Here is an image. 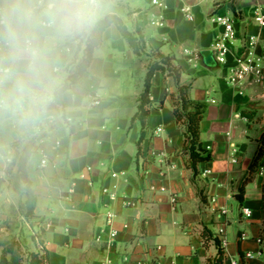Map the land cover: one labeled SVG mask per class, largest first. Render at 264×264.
<instances>
[{
	"label": "crops",
	"instance_id": "obj_1",
	"mask_svg": "<svg viewBox=\"0 0 264 264\" xmlns=\"http://www.w3.org/2000/svg\"><path fill=\"white\" fill-rule=\"evenodd\" d=\"M141 1L144 5L92 0L90 14L69 23L49 10L48 0L42 5L38 0H0V19H6L0 38L9 37V26L17 37L0 61L7 71L0 87V101L5 100L0 108V261L5 255L7 263L27 264L30 252L41 250L49 264H209L218 253V239L225 264H264V153L252 166L264 134V84L235 88L227 83L245 34L260 33L264 39V29L252 18L253 8L264 6V0H161L166 8ZM186 8L193 20L187 19ZM217 10L237 18L238 37L230 43L228 63L212 72L216 68L206 67L197 54L213 50L221 33L211 20ZM108 13L119 15L129 31H142L146 53L135 54L111 25L80 83L63 93L61 113L39 111L29 132L33 106L52 102L81 62L86 45L77 36L90 32ZM160 15L165 26L152 25ZM151 27L155 34L148 35ZM64 44L72 57L59 56ZM259 52H264L262 42ZM155 53L172 57L181 84L191 85L190 98L206 104L201 141L211 160L198 164L196 173L184 152L185 126L174 115L178 85L170 70L152 77L145 124L133 120ZM200 64L205 72H198V78L182 74ZM95 97L99 105L93 104ZM50 114L57 115L54 124ZM41 136L49 140L45 168L36 151ZM20 139V150L34 141L28 170L37 204L30 218L24 183L12 164ZM55 139L62 143L60 150L52 146ZM139 145L143 154L138 157ZM105 187L117 193L115 200ZM245 207L252 210L251 217L243 214ZM109 209L116 214L118 230L113 242L105 220ZM24 225L31 231L30 243L22 238Z\"/></svg>",
	"mask_w": 264,
	"mask_h": 264
},
{
	"label": "trees",
	"instance_id": "obj_2",
	"mask_svg": "<svg viewBox=\"0 0 264 264\" xmlns=\"http://www.w3.org/2000/svg\"><path fill=\"white\" fill-rule=\"evenodd\" d=\"M111 25H116L120 30L123 38L128 42L135 54L141 56L145 54V39L142 31L139 29L136 33L128 30L122 18L114 13H108L103 18L99 19L90 32H81L77 38L84 40L85 49L83 58L80 63L77 64L75 71L69 76L68 80L59 86L55 91L54 100L50 103H41L33 106L32 113L28 116V129L32 131V122L39 111L43 110H56L57 114L61 113V109L64 105L63 93L67 91L71 86L79 84L84 73L87 71L92 59L93 53L103 42V33ZM155 59L150 61L148 66V73L145 82V89L140 96L139 110L134 119H139L142 125L145 124L146 118L149 115L147 106L151 103L150 89L151 80L154 73L158 70L166 71L170 70L171 75L174 76L178 85V95L175 98L174 115L176 121L185 126V145L184 152L189 155L188 164L190 168L196 173L198 164L204 161L211 160V153L207 150L201 141V121L205 116L206 104L201 101L193 100L189 96V90L191 85L181 84L180 70L173 66L172 57L165 56L161 53H155ZM145 132H142L139 144L144 140ZM261 146L256 157L253 160L252 166L257 164L258 160L264 153V134L260 140ZM22 140L20 139L15 143L16 152L13 158L12 164L18 166L20 177L24 183V189L26 194L27 203V217H32L37 204V197L31 187V180L29 178L28 162L33 153L34 141L31 140L27 145L21 149ZM143 154L142 146L139 145L138 157ZM11 164V165H12ZM1 183V180H0ZM218 247L217 255L209 261V264H225V252L221 247L218 239H216ZM9 248L4 250L5 254ZM7 260L3 255L0 264H6ZM27 264H49L48 254L41 250L30 252L29 261Z\"/></svg>",
	"mask_w": 264,
	"mask_h": 264
},
{
	"label": "built area",
	"instance_id": "obj_3",
	"mask_svg": "<svg viewBox=\"0 0 264 264\" xmlns=\"http://www.w3.org/2000/svg\"><path fill=\"white\" fill-rule=\"evenodd\" d=\"M95 2V0H93ZM38 4L42 5L43 0H38ZM154 5H158L160 7L166 8V5L161 0H153ZM186 17L189 20H193L194 16L190 10V8H186ZM253 21L257 24V26L261 29H264V6H256L252 11ZM211 20L214 24L218 25L221 28V33L217 37L213 50L215 51L216 58L221 65H226L228 63V56L230 54V43L238 37V29H237V18L228 13L222 12L220 10L215 11ZM52 22H50L51 24ZM151 24L157 27H164L166 24L165 16H154L151 20ZM6 25V19H0V26ZM262 42V46L264 49V39L261 38L259 34H250L246 33L243 39L242 48L240 53L235 57V60L231 66L230 75L227 79V83L235 88H242V86L248 82H257L260 84H264V52H259V46ZM11 46V41L9 37L0 38V61L6 59V52ZM67 51L70 52L71 48L68 47ZM58 69L55 68V71ZM6 69L0 65V87L3 85L5 80ZM5 103V100L0 101V108ZM101 103L98 97L94 98L93 104L99 105ZM48 120L53 124L57 120V115L50 114L48 116ZM67 121H71V118H67ZM161 129H157L156 132ZM49 140L45 136H41L38 138L36 143V151L40 155V167L45 168L50 164L49 159V148L46 146ZM54 150H60L62 147V143L60 140H53L52 144ZM235 162L236 160L233 159ZM89 170L91 167L88 168ZM263 171V170H261ZM210 173V170H207L205 174ZM113 176H117L116 173ZM81 178L85 177L84 173L80 174ZM73 192V189L71 190ZM104 192L109 195L111 200H115L117 198V193L111 190L108 187L104 188ZM173 202L177 201V196H173ZM127 205H130L128 202ZM243 214L246 217L252 216V210L250 208H244ZM116 219V214L112 209L107 210L105 214L106 225L109 227V236L110 241H115L118 230L114 227ZM99 239V237H98ZM37 243L40 244V240L36 236ZM248 257H252L251 253L247 254ZM11 264V263H6ZM139 264H145L144 262H139ZM230 264H238L236 261H231Z\"/></svg>",
	"mask_w": 264,
	"mask_h": 264
},
{
	"label": "clouds",
	"instance_id": "obj_4",
	"mask_svg": "<svg viewBox=\"0 0 264 264\" xmlns=\"http://www.w3.org/2000/svg\"><path fill=\"white\" fill-rule=\"evenodd\" d=\"M48 7L50 11L55 10L62 14L71 23L82 20L90 14L92 0H48ZM15 13L16 9L13 8L12 14ZM25 14H27V10H25ZM8 35L11 41H15L17 38L16 32L11 26H9Z\"/></svg>",
	"mask_w": 264,
	"mask_h": 264
},
{
	"label": "rangeland",
	"instance_id": "obj_5",
	"mask_svg": "<svg viewBox=\"0 0 264 264\" xmlns=\"http://www.w3.org/2000/svg\"><path fill=\"white\" fill-rule=\"evenodd\" d=\"M109 1L110 0H99L100 4H109ZM129 1L131 3L137 4V5L138 4L139 5H144V3L141 0H129ZM117 10H119V13H121V15H123L124 18L127 16V13L125 12V10H123L121 8H117ZM147 33H148V35L149 34H155L154 28L151 27V28L147 29ZM67 47H70V46H68L67 44H64V45L61 46L60 49H61L62 53H59V56L66 55L68 57H72L73 53H67V51H66ZM50 66H51V64H50ZM64 70L65 69L63 68L61 71L63 72ZM204 70L205 69H203V66L200 64L199 68L197 70H195L194 72L187 71V72H182V74H184L185 77L186 76H191L192 78H195V77L198 78L200 76V74H198V72H205ZM216 71H218V68L213 69L212 72H216ZM62 72H60V73H62ZM212 72L209 73V71H208L207 73L212 74ZM192 78H190V79L192 80ZM53 93H54V91L51 94H53ZM233 205L236 207L237 203L235 201H233ZM22 238L27 243L32 242L31 231L25 225L22 228Z\"/></svg>",
	"mask_w": 264,
	"mask_h": 264
},
{
	"label": "water",
	"instance_id": "obj_6",
	"mask_svg": "<svg viewBox=\"0 0 264 264\" xmlns=\"http://www.w3.org/2000/svg\"><path fill=\"white\" fill-rule=\"evenodd\" d=\"M197 57L206 67L210 69L219 66V62L216 58L214 50H203L197 54ZM236 198L239 199L240 198L239 195H237Z\"/></svg>",
	"mask_w": 264,
	"mask_h": 264
}]
</instances>
